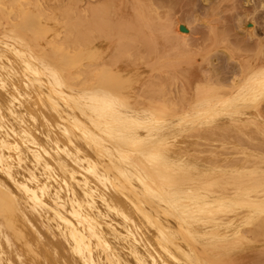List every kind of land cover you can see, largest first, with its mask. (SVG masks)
Segmentation results:
<instances>
[{
  "label": "bare ground",
  "instance_id": "obj_1",
  "mask_svg": "<svg viewBox=\"0 0 264 264\" xmlns=\"http://www.w3.org/2000/svg\"><path fill=\"white\" fill-rule=\"evenodd\" d=\"M105 2L0 0V264H201L198 235L264 243V69L221 93L153 6ZM137 42L173 64L131 89L117 71H149ZM181 120L197 123L165 134Z\"/></svg>",
  "mask_w": 264,
  "mask_h": 264
},
{
  "label": "rangeland",
  "instance_id": "obj_2",
  "mask_svg": "<svg viewBox=\"0 0 264 264\" xmlns=\"http://www.w3.org/2000/svg\"><path fill=\"white\" fill-rule=\"evenodd\" d=\"M104 1L106 0H81L80 2L78 0L77 11L83 13L86 8L93 6V4L97 6L103 5ZM108 1L109 2L104 3L107 5L111 3L108 7H119L123 5V12L129 11L131 0ZM145 1L157 11L155 14L158 17L155 16L156 22L160 21L161 23L163 20L162 23L165 24L167 21L171 26L175 25V32L184 35V40H186L185 42L187 44L186 49L188 51L183 50L185 51V55H181V53L178 55L184 59L189 57L190 59L188 58V61L191 66L192 64L194 65V63H196L197 66L200 65L197 67V70L200 68L198 71L207 78V83L216 86L221 93L235 86L242 85L245 78H251L256 72L264 69L263 0H144V2ZM160 23L156 24L158 27L155 26V28L163 26L160 25ZM171 26L169 27L170 30ZM173 30L171 31L174 32ZM36 31L40 33V29ZM145 33H147V35H145L148 36V31H145ZM119 35L122 37L124 35L121 29L115 36L111 37V40H120L121 37L115 39V37ZM139 43H134L133 45L135 46L131 45L132 47L129 49L128 53L133 52L135 54L134 50H138L139 54L137 53L136 56H134V54L131 53L130 58L133 60V58L138 55L139 58H135L133 61L144 60L148 63V72L150 74L142 69L136 70L134 68H129L125 71H117L118 74H123V77L132 79L133 83L129 84V86L132 85L131 89H134L136 81H140L148 75L154 78L157 75L158 77L155 79L157 83H160V81H158L160 75L170 72L173 64V62L165 63L168 61V57L165 55L164 51L161 52L163 49L160 52L154 53L155 49L153 50L152 48V51L150 50L151 53L145 58L144 54H147L149 46L145 45L146 47H143V44L141 47H138V49L133 48L138 46ZM157 46H159V50L162 47L161 45ZM149 49H151V47ZM183 49L185 48L183 47ZM172 58L175 59V54H172ZM203 59L206 61H203ZM190 60L193 63L190 62ZM133 65L134 64H132V66ZM194 66L192 68H194ZM188 70L189 73L187 74L190 75L193 69L191 72L190 69ZM199 72L196 71L193 73L196 74ZM185 75L186 74H184V76ZM184 78L186 79V77ZM235 79L238 80V82L234 85ZM178 81L177 79L174 83H167L166 88L168 96L176 98V96L182 92V85L179 84L181 81ZM104 84L110 89L117 88V90H120V93L124 92L122 87L115 84L110 73L104 77ZM254 116L256 115L254 114ZM256 117L264 121V97L259 102V114ZM211 118L212 117H209V119ZM196 123L197 120H181L177 123L171 122L168 128L164 127L163 129L165 130V134H167L168 132H177V130L183 126V129H188ZM147 135L149 136V134ZM150 136H152V134ZM239 144L247 148V138H241ZM252 148L262 151L260 145ZM222 150L227 153L229 159H237L245 155L243 152L238 153L235 149L230 147ZM238 235L239 233L234 232L220 242L213 238L207 239V237L198 235L196 242L192 241V247L195 253L197 252L203 257V261H200L201 264H264V243L251 241L248 245L246 244L243 246L230 243Z\"/></svg>",
  "mask_w": 264,
  "mask_h": 264
}]
</instances>
